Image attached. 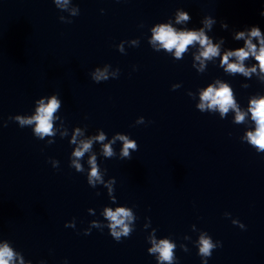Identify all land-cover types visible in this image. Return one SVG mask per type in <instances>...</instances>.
Listing matches in <instances>:
<instances>
[{
    "label": "water",
    "instance_id": "1",
    "mask_svg": "<svg viewBox=\"0 0 264 264\" xmlns=\"http://www.w3.org/2000/svg\"><path fill=\"white\" fill-rule=\"evenodd\" d=\"M72 2L80 14L63 23L52 0H0V238L12 240L33 264L40 259L63 264L65 257L69 264H156L145 240L155 227L158 237L171 234L178 245H187L188 252L175 250L180 264H201L193 241L205 229L223 241L209 264H264V153L241 141L252 124L234 123L231 110L225 119L200 112L198 98L187 95L219 76L233 85L245 108L252 94H264V83L255 74L250 80L228 76L212 64L198 74L190 56L174 62L154 51L145 36L153 23L184 7L192 15L190 26H198L205 13L216 16L213 33L237 47L230 29L251 24L264 29V0ZM220 20L229 30L220 27ZM135 37L139 46L125 44L126 53L115 47ZM104 63L119 67L120 75L95 83L89 72ZM176 82L182 86L172 90ZM54 91L63 99L61 131L87 124L90 133L103 128L111 137L120 131L138 142L131 159L102 161L105 179L116 178L117 202L135 205L139 216L135 231L120 242L107 228L83 234L90 220L104 219L99 212L111 202L106 188L90 187L85 174L69 167L68 138L57 136L46 145L29 126L12 120L4 125L10 114L29 113L35 98ZM141 115L146 123L135 124ZM114 147L118 152L120 142ZM48 157L60 161L58 169ZM145 216L152 222L147 230ZM73 217L76 227H65ZM232 218L246 228L233 225ZM185 234L190 239L183 240Z\"/></svg>",
    "mask_w": 264,
    "mask_h": 264
},
{
    "label": "clouds",
    "instance_id": "2",
    "mask_svg": "<svg viewBox=\"0 0 264 264\" xmlns=\"http://www.w3.org/2000/svg\"><path fill=\"white\" fill-rule=\"evenodd\" d=\"M57 9L61 10L58 19L63 23H72V17L80 14L79 5L73 4L72 0H52ZM103 13L104 9H100ZM67 12L68 15L63 13ZM260 15L264 16V9ZM191 13L184 7H177L174 12L165 20L153 23L145 34L149 46L156 52H164L173 61H180L186 55L191 57V66L198 74H203L209 64L223 70L224 74L235 77L237 74L243 77L252 78L253 74L264 83V29L259 24L245 25L242 29H230L231 38L239 43L237 47L227 45L226 37L217 36L213 33L214 25L217 24L216 16L205 13L199 20V25H191ZM220 27L229 30L226 21L220 20ZM139 27H144L143 22ZM125 44L139 46L140 37L129 40H121L115 47L121 53H126ZM249 61L248 64L245 62ZM198 62V63H197ZM136 70V65H133ZM120 68H113L110 63L96 65L89 72V76L95 83L107 81L109 78H118ZM182 86V82L171 85L175 90ZM243 87H250L245 83ZM187 95L193 100H197L195 107L200 112L219 113L222 119L227 118L230 110L234 113L233 122L237 124L250 121L252 126L246 128L241 137L242 142H246L257 153H264V94H252L247 101V107L242 108L234 91L233 85L226 79L219 76L213 77L206 84L199 86L194 92L188 90ZM63 99L58 92H51L41 95L33 101L32 110L29 113L10 114L4 125L7 126L9 120L18 123L23 128L29 126L35 138L42 140L46 145L55 143L56 137L68 138L71 146L69 154V167L76 172L86 175V182L92 188L102 185L107 190L111 203L104 205L99 215L104 219H92L88 222V227L82 229L84 235H89L93 228L103 231L108 229L110 236L120 242L122 238L129 237L136 229V221L139 219L135 205L129 206L117 202L114 195L116 178L107 175V168L102 167V161L107 158L118 157L119 159H131L132 152L138 150V142L129 133L117 131L108 136L103 128H97L94 132L88 131V125H74L64 128L61 125L66 118L60 110ZM87 118V117H85ZM150 123V121H148ZM135 124L146 123L144 116H138ZM229 135L231 133L229 132ZM120 142L117 152L114 145ZM98 145V148L95 147ZM88 154L85 162V154ZM98 157L100 158L98 160ZM54 169H58L60 161L54 157H48ZM97 195L100 192L97 191ZM88 213L96 216V209L89 207ZM226 217H231L230 212H225ZM147 223L143 224V229L151 227V217L145 216ZM231 223L245 229L246 225L238 218H232ZM65 227H76V218L65 221ZM192 229L196 225H191ZM190 239L186 234L183 240ZM146 242L150 245L147 252L152 255L156 264H180V257L176 255L177 247L185 252L189 248L183 242L177 244V240L171 234L157 236V228L151 227L145 236ZM200 257L201 264H209V258L213 250L223 247V241L213 239L212 235L205 229H199L197 238L193 241ZM0 264H33L32 259L25 257L24 253L17 249L14 242L8 238H0ZM36 264H47L45 259L36 261ZM63 264H69L68 258L63 259Z\"/></svg>",
    "mask_w": 264,
    "mask_h": 264
}]
</instances>
